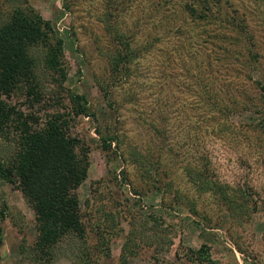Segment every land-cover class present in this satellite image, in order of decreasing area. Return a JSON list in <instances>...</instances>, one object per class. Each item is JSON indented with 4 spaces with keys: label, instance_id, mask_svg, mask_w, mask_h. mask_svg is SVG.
<instances>
[{
    "label": "rangeland",
    "instance_id": "374dc122",
    "mask_svg": "<svg viewBox=\"0 0 264 264\" xmlns=\"http://www.w3.org/2000/svg\"><path fill=\"white\" fill-rule=\"evenodd\" d=\"M16 1L0 0V9ZM27 2L63 39V85L84 94L95 116L74 120L89 146L76 194L88 226L111 212L114 231L106 243L88 236L90 259L264 264V90L255 84L264 85V0ZM111 22L142 49L115 82ZM246 94L254 96L252 110H242ZM95 127L114 130L117 145L108 153ZM135 152L150 160L136 161ZM185 168L208 172L244 211L232 213L213 193L197 190ZM0 196L8 205L0 264H35L22 247L34 239L31 210L10 185L0 186ZM149 214L157 219L148 222ZM129 230L134 235L125 246ZM200 244L210 259L190 262L185 250ZM52 264L71 261L58 252Z\"/></svg>",
    "mask_w": 264,
    "mask_h": 264
},
{
    "label": "trees",
    "instance_id": "16d2710c",
    "mask_svg": "<svg viewBox=\"0 0 264 264\" xmlns=\"http://www.w3.org/2000/svg\"><path fill=\"white\" fill-rule=\"evenodd\" d=\"M188 10L194 13V9ZM113 22L109 72L115 82L118 76L128 73L129 62L142 49L133 46L132 36H126ZM65 80L63 39L50 22L27 0L0 9V186L19 190L32 212L34 239L21 246L35 264H52L58 252L69 255L71 264H97L90 259L87 239L91 234L99 244L106 243V237L114 231L113 214L106 212L103 222L89 226V221L82 218L76 188L86 177L89 146L74 130V120L78 116H95L88 111L85 95L67 90ZM255 84L264 90V85ZM242 96V110H252L254 96ZM202 99L205 103L209 100L208 96ZM257 127H262V122ZM95 131L98 146L105 153L112 142L117 145L112 128L109 132L95 127ZM135 154L138 162L150 160L145 154ZM185 173L197 190L213 193L232 213L244 211L245 207L235 202L225 185L208 172L185 168ZM7 206L1 198L0 222L8 216ZM149 217L148 222L157 219L152 214ZM156 227L153 225L154 233ZM133 235V230L126 232L125 246ZM161 243L160 247L167 249L171 240ZM185 256L190 262L199 257L210 259L203 244L186 249Z\"/></svg>",
    "mask_w": 264,
    "mask_h": 264
}]
</instances>
